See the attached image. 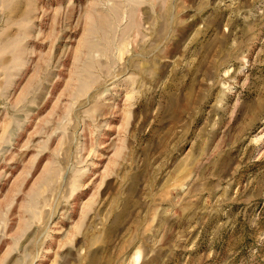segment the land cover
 I'll list each match as a JSON object with an SVG mask.
<instances>
[{
	"label": "rangeland",
	"instance_id": "374dc122",
	"mask_svg": "<svg viewBox=\"0 0 264 264\" xmlns=\"http://www.w3.org/2000/svg\"><path fill=\"white\" fill-rule=\"evenodd\" d=\"M0 264H264V0H0Z\"/></svg>",
	"mask_w": 264,
	"mask_h": 264
}]
</instances>
